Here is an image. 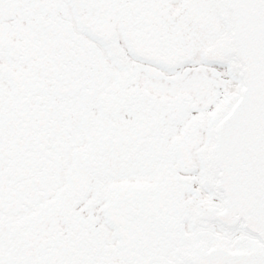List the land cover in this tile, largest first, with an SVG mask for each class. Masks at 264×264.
Instances as JSON below:
<instances>
[{
    "label": "flooded vegetation",
    "instance_id": "af4514ba",
    "mask_svg": "<svg viewBox=\"0 0 264 264\" xmlns=\"http://www.w3.org/2000/svg\"><path fill=\"white\" fill-rule=\"evenodd\" d=\"M167 3L14 0L0 7V264L131 263L110 214L126 185L92 182L89 169L148 155L166 186L192 163L191 146L175 144L177 99L147 89L152 77L166 78L154 65L166 63L155 45L167 35ZM61 24L99 56L63 53L50 33ZM113 37L128 54L106 43ZM89 61L100 64L96 81L63 84L89 73ZM97 208L107 212L99 224ZM113 248L126 259L101 255Z\"/></svg>",
    "mask_w": 264,
    "mask_h": 264
},
{
    "label": "snow or ice",
    "instance_id": "6c2138e0",
    "mask_svg": "<svg viewBox=\"0 0 264 264\" xmlns=\"http://www.w3.org/2000/svg\"><path fill=\"white\" fill-rule=\"evenodd\" d=\"M13 2L0 0V7ZM165 6L167 35L155 50L166 63L154 66L178 101L175 144L191 146L192 163L162 186L155 159L133 154L90 168V180L125 183L124 196L117 192L113 200L125 199L143 218L150 238L133 243L140 264H264V99L257 94L264 0H168ZM106 43L128 54L119 37ZM246 48L257 59L251 74L241 59ZM81 163L87 166L86 158ZM96 212L102 223L107 212ZM123 253L113 248L101 255L123 261Z\"/></svg>",
    "mask_w": 264,
    "mask_h": 264
},
{
    "label": "water",
    "instance_id": "95a60500",
    "mask_svg": "<svg viewBox=\"0 0 264 264\" xmlns=\"http://www.w3.org/2000/svg\"><path fill=\"white\" fill-rule=\"evenodd\" d=\"M66 28L65 25L61 24L58 26H54L51 28L50 33H54L56 35V41L59 43H62L63 46V53L68 51H73L70 56L73 57H98V53L93 45L83 41L79 36L74 34L73 32L69 31ZM251 32V29H249L248 32L242 33V40L248 41L249 40V33ZM48 33V31H46ZM67 56V55H63ZM242 61L244 62V68L248 73H254L257 67V59L255 53L246 48V52L244 55L241 56ZM65 63V61H63ZM81 62L83 61H72L73 65L81 66ZM63 63V64H64ZM89 73L87 74H79L78 77L73 81H67L63 80V84H82V83H90L97 80L98 74L96 72V69L100 67V64L98 61H89ZM148 90L155 94L160 96H172L166 89L165 85L156 77H152L149 81ZM254 88L256 87V81H252ZM262 99H264V70L260 73V79H259V92L257 93ZM110 214L112 216V219L114 220L113 223L116 225L117 229L121 231V234L123 236V245L127 250H130L132 253H135L136 251L133 248L134 241L143 236L145 239H149L147 233L142 231L141 225H142V219H138V216L140 215L134 207L129 205L126 200L120 201L118 204H116L113 208V210L110 211ZM146 218V216L144 217Z\"/></svg>",
    "mask_w": 264,
    "mask_h": 264
}]
</instances>
